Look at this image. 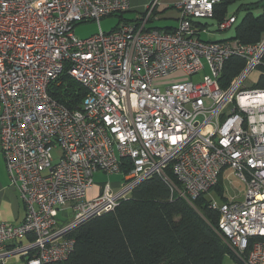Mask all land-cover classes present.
Returning a JSON list of instances; mask_svg holds the SVG:
<instances>
[{
    "label": "built area",
    "instance_id": "obj_1",
    "mask_svg": "<svg viewBox=\"0 0 264 264\" xmlns=\"http://www.w3.org/2000/svg\"><path fill=\"white\" fill-rule=\"evenodd\" d=\"M219 1L177 0V24L155 28L147 25L153 12L170 5L150 0L134 19L120 16L110 31L79 38L76 24L130 11V0H0V153L25 211L19 223H0V264L11 256L65 260L75 228L154 175L190 204L220 178L239 179L243 201L224 187L225 198L208 200L215 230L235 264H264V88L245 85L264 64V37L203 39L210 30L200 19H212ZM236 21L224 16L215 25L222 31ZM231 57L244 65L224 85ZM63 71L85 89L78 108L50 93ZM178 71L201 77L155 85ZM123 157L132 165L125 173ZM97 171L122 180L90 196Z\"/></svg>",
    "mask_w": 264,
    "mask_h": 264
},
{
    "label": "trees",
    "instance_id": "obj_2",
    "mask_svg": "<svg viewBox=\"0 0 264 264\" xmlns=\"http://www.w3.org/2000/svg\"><path fill=\"white\" fill-rule=\"evenodd\" d=\"M233 3H238L237 10L244 14L230 38L244 43L259 41L264 34V0H220L214 5L212 23L221 20L227 5ZM255 7H261L258 15L251 12ZM243 65L240 57L226 61L221 73L224 85ZM259 68L256 86L264 88V64ZM58 80L59 85H53L50 93L68 108H78L85 89L66 71ZM120 165L123 173L132 166L124 157ZM166 175L182 190L170 167ZM213 190L225 198L221 178ZM192 203L154 175L135 186L113 211L94 216L75 228L70 233L75 239L72 252L65 260L49 264H223L230 250L215 230L217 212L204 195Z\"/></svg>",
    "mask_w": 264,
    "mask_h": 264
},
{
    "label": "rangeland",
    "instance_id": "obj_3",
    "mask_svg": "<svg viewBox=\"0 0 264 264\" xmlns=\"http://www.w3.org/2000/svg\"><path fill=\"white\" fill-rule=\"evenodd\" d=\"M150 0L147 1V3L142 4L141 2L137 4V6H134V8H131L130 11L124 12L122 14H116V15H110L106 16L102 19H100L99 23L97 21H84L81 23H78L74 26L73 32L74 35L79 38H86L91 35L96 34L99 31V28H101L104 32L110 31L112 28L116 27L120 22V16L124 19H134L135 16L139 13H142L146 10V7L148 5ZM177 0H161V3L163 5H170L169 8L165 9L164 6H159L155 9L151 16L150 22L147 24L151 27L155 28H165V27H172L177 24V17L179 16V11L176 7H174L172 4L175 3ZM247 2H256L259 0H246ZM237 4H228V14L233 13L236 8ZM252 14L258 15L261 13V7H255L251 9ZM244 14V11H240L237 16V22L240 21ZM203 22H206L208 24L209 33L203 34L202 38L205 40H208L209 37L212 38V40H219V39H228L232 36H234V24L231 28L227 30H217L216 25L212 23V21L209 18H202L200 19ZM264 36V34L262 35ZM259 68L253 70L249 76L247 77L245 81V85L247 87H254L256 86L258 75L257 70ZM201 77V73H197L195 75H192L189 77L188 75H185L183 72H173L167 76L161 77L155 81V85L158 87L164 88L170 84L173 83H179L184 82L189 79H192V81H196ZM0 156L1 153H0ZM53 156L55 158L54 150H53ZM122 180V177L120 174L115 175H107L101 171H97L93 175V183L100 187L104 183L110 182V183H117ZM231 182L228 183L227 181H224L223 187L225 190H227L228 194L230 196H237L239 201H243V192H244V184L237 178H231ZM205 200L217 199L219 202L221 201L220 195L217 194L213 189L210 190L209 194L204 195ZM21 199V198H20ZM195 207V206H194ZM60 219L63 218L62 213L59 214ZM223 264H235L234 257L231 252H227L223 258Z\"/></svg>",
    "mask_w": 264,
    "mask_h": 264
},
{
    "label": "crops",
    "instance_id": "obj_4",
    "mask_svg": "<svg viewBox=\"0 0 264 264\" xmlns=\"http://www.w3.org/2000/svg\"><path fill=\"white\" fill-rule=\"evenodd\" d=\"M147 1L148 0H130V5H131V8H134V6H137V4H139L140 2L142 4H145L147 3ZM240 11L241 9L237 10L236 8V10L233 13L228 14V6H227V11H226L225 16L235 15L237 19V16ZM236 23L238 22L236 21ZM165 28H170V27H165ZM234 31H235V26H234ZM203 34H208V33L203 32L202 35ZM263 37L264 36H262V38ZM209 40H212V38L209 37ZM219 40H224V39H219ZM260 71L261 69L258 70L257 75L260 74ZM111 175H115V174H111ZM111 185L112 187H117L119 185V182L111 183ZM102 186L98 187L93 183L92 187L89 188V195L90 196L95 195L96 193L100 192L102 189ZM24 213L25 211H24L23 202L20 199L18 191L11 184L6 168H5L3 157L0 156V223L2 222L19 223L22 221L24 217ZM21 241H22L21 243H24L26 242V239H22ZM5 264H25V259L22 257L11 256L5 259Z\"/></svg>",
    "mask_w": 264,
    "mask_h": 264
}]
</instances>
